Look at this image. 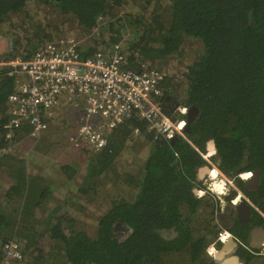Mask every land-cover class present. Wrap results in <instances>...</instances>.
<instances>
[{"label":"trees","instance_id":"16d2710c","mask_svg":"<svg viewBox=\"0 0 264 264\" xmlns=\"http://www.w3.org/2000/svg\"><path fill=\"white\" fill-rule=\"evenodd\" d=\"M123 1L0 0V30L12 16L22 15L19 24L30 35L20 33L11 23L8 28L11 32L5 31L12 41V50L7 56L28 59L54 38L55 31L48 32L49 24L33 25L43 7L53 9L67 26L94 34L91 42L83 47L82 56L121 40L126 67L132 70L154 67L157 60L181 54L185 39L200 40L203 51L184 72L185 89L180 94L178 84L172 86L170 91L164 90L161 100L168 96L182 106H197L201 126L218 125L222 156L232 158L233 167L241 166L245 170L260 167L264 173V0H133L132 7L137 9L117 16L115 11L123 8ZM101 20L103 23L99 26ZM98 27L106 30V40L94 32ZM7 70L0 67V169L15 181L5 193L13 209L6 210L0 202V234L19 224L25 208L37 221L44 213L47 219L42 225L49 227L48 236L34 229L30 232L32 237L21 230L9 236L24 237L27 254L37 252L27 255L31 258L26 264H44L39 258H44L47 264H172V256L184 251L188 264H216L222 249L225 254L235 255L238 264L253 263L252 252L236 242L225 247L224 241L217 240L206 256L207 245L219 232L214 224L213 203L194 191L200 183L197 171L203 159L184 139L153 141L145 133V122L133 117L118 124L103 150L85 164L88 169L82 183L87 185L78 191L90 192L89 177L94 172L97 175L113 170L111 167L119 158L129 133L135 129L151 142L137 174L127 173L128 182L137 189V194L130 201L123 197L112 199L109 207L92 220L96 229L94 236L82 230L70 235L64 232L62 222L67 219L61 210L64 204L51 209L43 206L49 182L43 185L42 179L32 178L27 174L24 157L8 152L15 140L24 133L30 135L32 130L24 123L10 139L5 135L3 126L9 118L6 100L15 83V77L7 75ZM41 134H31V137L36 140ZM188 135L194 146L203 149L193 131ZM77 164L61 167L66 178L76 175ZM14 196H20V202L10 201ZM44 209L49 211L45 213ZM200 216L203 222L193 226ZM36 225L40 226L38 222ZM45 239L54 240L52 247L60 251V261L46 256L49 250H44Z\"/></svg>","mask_w":264,"mask_h":264},{"label":"built area","instance_id":"2783aa9c","mask_svg":"<svg viewBox=\"0 0 264 264\" xmlns=\"http://www.w3.org/2000/svg\"><path fill=\"white\" fill-rule=\"evenodd\" d=\"M1 40L0 34V44ZM82 49L78 42H48L28 59L0 60V66L8 68L6 74L18 78L6 100L9 118L3 129L8 139L24 123L32 135L46 130L54 120L55 106L64 99L80 113L69 143L87 154H99L118 124L132 117L145 122V133L153 141L181 138L197 149L185 135L186 106H178L174 115L163 106L164 72L156 67L127 68L121 40L86 56ZM11 50L9 40L7 53ZM132 135L139 136V131L134 129ZM260 251L264 247L255 253ZM0 256L1 264L21 261V243L4 241Z\"/></svg>","mask_w":264,"mask_h":264},{"label":"rangeland","instance_id":"374dc122","mask_svg":"<svg viewBox=\"0 0 264 264\" xmlns=\"http://www.w3.org/2000/svg\"><path fill=\"white\" fill-rule=\"evenodd\" d=\"M123 3V8L121 10L118 9V12L115 11L117 16H120V12L125 13L126 10L133 12L137 9V7H132V4H134L133 0H125ZM58 16L59 14L53 9L43 7V9L39 10L38 19L34 21L33 25L37 26L39 24L44 27V25L49 24L47 27L49 28L48 32L51 33L52 30L55 31L52 35L54 38L50 39L49 42H78L81 47H84L91 42L94 34L84 30L79 31L73 26L69 27L64 24L63 21L61 22V19ZM21 19L22 15H15L3 24L5 26L0 30V34L4 37L5 50H8L9 44V39L5 31L8 32L9 30V32H11L10 29H8L11 23L19 32L24 31L21 29L22 25L19 24ZM102 23L103 21L101 20L99 22V26L102 25ZM101 29L103 28L98 27L94 32L102 39L106 40L107 32L106 30ZM127 32L128 31H125V33ZM23 34L27 33L24 31ZM27 35L30 36L29 33ZM124 37L127 38V35H124ZM182 50L181 54L170 55L162 61L157 60L153 63L154 67L164 72L166 76L168 75L167 80L165 81L166 86L162 85L163 93H165L166 90L170 91V87L177 84L180 94L183 92L185 89L184 72L186 71L187 66L192 64L202 53L203 44L200 40L188 38L185 39L182 45ZM54 110V120L49 124V126H47L48 128L46 130L41 132L42 134L40 133L41 135L37 137L36 140L31 137V134L27 135L24 133V135H22L18 140H15L14 147L7 151H11L10 153H13L18 157H24L27 166V174H31L33 176L32 178H35L37 181L42 179L43 185L49 182L50 188L48 192H44L46 200L43 206L44 208L51 209L57 204H64L61 208L62 212H64L67 216V219L62 222L64 232L70 235L76 230H82L87 234L94 236L96 229L92 220H95L106 210V208L109 207L112 199L123 197L122 199L130 201L137 194V189L135 190L133 184H129L128 182L127 173L132 176L137 174L138 170L144 163V155L150 149L151 142L148 141L147 138L144 139L140 135L133 136L132 133H129V136L125 141L124 148L118 154L119 158L116 159V163L113 164L114 167H111L113 170L108 171L105 174L97 175L94 172L89 177L90 192L81 193L78 191L77 187L83 188L87 185L86 183H82L88 169V166L85 164H87L92 157L97 156L98 153L94 152L87 154L86 151L75 148L69 143L68 136L74 132L76 124L80 121V113L78 110L65 102L64 99L57 103ZM17 136H19V134ZM46 144H50V146L47 147ZM134 144H137V146H134ZM126 147L129 148L126 149ZM75 162L78 163L76 165L78 170L76 171L75 176L69 179L66 178L64 173H59V170L62 171L61 167H63V165H75ZM212 169L214 168L209 170L210 173L214 171ZM210 177V174L206 176V178ZM13 181H15V179L12 178L9 173H6L5 171L3 172L0 169V202L4 205L6 210L13 209L12 203L7 202L5 198V193L13 184ZM207 182L211 183L214 181L207 180ZM198 190L200 193L197 194L204 192L203 189ZM211 199H213L214 204V198ZM20 200V196H14L10 201L18 203ZM24 211L25 212L22 214V220L19 221L17 226L7 228V230H2L0 234V244L6 240L14 239L22 245V260L11 264H26L27 259L31 258L32 255L37 254V252L34 254H27L28 252L24 249V244L26 242L24 237L21 238L15 235L14 238H9L15 230H21L22 232L27 233V235L29 234L30 237H32V233L30 232L33 229L34 232L37 231V233H42L45 236L49 235V227H44L42 225V221L47 219V216L44 213L39 216L37 221L33 215H29L28 208H25ZM44 211L47 213L49 210L44 209ZM197 221L198 222H195L193 226L203 222V217H198ZM16 222H18V219H15V223ZM37 222L40 226L36 225ZM217 230L219 232L217 236L221 235V232H224L223 228H218ZM116 232L118 233L119 230H116ZM119 235H121V233H119ZM121 236H123V234ZM2 237L7 239L2 240ZM216 237H214L212 239L213 241L207 245L206 256H209L212 252V248L218 240ZM44 243V250H49V252L45 253L46 256L51 258V260L56 259L60 261V251L58 248L52 247L55 244L54 240L45 239ZM260 252L262 253L256 254L255 251L252 252L254 255L252 264H264V251ZM38 261L47 264L44 258H39ZM171 262L172 264H188V256L184 251L172 256Z\"/></svg>","mask_w":264,"mask_h":264},{"label":"flooded vegetation","instance_id":"af4514ba","mask_svg":"<svg viewBox=\"0 0 264 264\" xmlns=\"http://www.w3.org/2000/svg\"><path fill=\"white\" fill-rule=\"evenodd\" d=\"M163 95L164 93H162V97ZM163 106L168 113L174 115L176 108L181 105L177 103L175 99L166 96L163 100ZM186 108V114L184 116L187 122L185 135L194 145L192 138L188 135L193 131L195 140L203 146V149H201L199 146L195 145L197 148L196 150L204 161L197 171L200 183L197 184L195 194L200 193L198 189H203L204 192L198 194V196L208 198L212 203L213 199L211 198H214V204L213 207H211L214 214V224L217 225V229L223 228L225 232H221V235L217 236L216 239L222 240L226 244L227 238L231 237L242 248L251 252L248 246L251 233L264 227L263 170L260 167H256L261 170L259 180L254 186H248L246 182H244L248 180V177L246 178L244 175L248 173L249 176H252V170L255 168L245 170L241 169V166L233 167L234 161L232 158L227 159L225 155L222 156L218 147L219 139L216 129L218 125L215 124L208 127L204 124L201 126L203 122H198L201 114L199 113V108L195 105L186 106ZM203 166H207L209 170L214 168L212 170L215 171V175L212 176L211 174H213L212 172L214 171L210 173L209 170L205 174H202L200 170ZM231 168L233 169L230 170ZM206 174H210L211 177L206 178ZM207 180L217 181L222 188L216 190L214 182L210 183L207 182ZM240 201L246 202L251 208V213L247 218L248 220L244 223H242L239 218L241 214H244V211L240 210L237 206ZM244 238L246 239V242L244 241L245 243H243Z\"/></svg>","mask_w":264,"mask_h":264},{"label":"water","instance_id":"95a60500","mask_svg":"<svg viewBox=\"0 0 264 264\" xmlns=\"http://www.w3.org/2000/svg\"><path fill=\"white\" fill-rule=\"evenodd\" d=\"M177 138H172L170 140V142L175 141ZM212 146V145H210ZM208 167L207 166H203V168H201V173L205 174L208 171ZM261 173V170L259 168H255L252 170V176L255 178V180L253 182H250V180H245L244 182H246V184L248 186H254L258 180H259V175ZM194 191L196 192V189H194ZM238 208L242 207L244 209V217H240L241 222L244 223L246 222V220H248L247 218L249 217L250 213H251V208L250 206L244 202V201H240L239 204L237 205ZM235 241L229 237L226 240V246H229L231 244H234ZM248 246L251 249H260L262 247H264V227L259 228L257 230H255L254 232L251 233L250 235V239L248 241ZM225 249H222L221 251H219L218 253V259H216V264H238V259L235 255L233 254H225ZM220 257V258H219ZM217 258V257H216Z\"/></svg>","mask_w":264,"mask_h":264},{"label":"crops","instance_id":"0c3cea01","mask_svg":"<svg viewBox=\"0 0 264 264\" xmlns=\"http://www.w3.org/2000/svg\"><path fill=\"white\" fill-rule=\"evenodd\" d=\"M4 46H5V41H4V37L2 35V40H1V44H0V60L5 59L7 57V54H6L7 50H5ZM4 53H5V55H4ZM0 67H2V66H0ZM14 79H15V83H14V89L13 90H15V87L17 86V79L18 78L17 79L14 78ZM61 172L62 171L59 170V173H61ZM77 188H80V187H77Z\"/></svg>","mask_w":264,"mask_h":264},{"label":"bare ground","instance_id":"6f19581e","mask_svg":"<svg viewBox=\"0 0 264 264\" xmlns=\"http://www.w3.org/2000/svg\"><path fill=\"white\" fill-rule=\"evenodd\" d=\"M212 173H213V174H211L212 176L215 175V172H212ZM244 177H246V178L248 177L247 179L250 180V182H252L253 180H255V178H254L253 176H251V175L249 176L248 173H246V174L244 175ZM249 177H250V178H249ZM214 184H215V189H216V190H220V189L222 188V187L219 185V183H217V181H215ZM240 210H243V211H244V209H243L242 207H240Z\"/></svg>","mask_w":264,"mask_h":264},{"label":"clouds","instance_id":"9594fccd","mask_svg":"<svg viewBox=\"0 0 264 264\" xmlns=\"http://www.w3.org/2000/svg\"><path fill=\"white\" fill-rule=\"evenodd\" d=\"M250 250H251V252H252V250H254V251L256 252L257 249H251V248H250Z\"/></svg>","mask_w":264,"mask_h":264}]
</instances>
